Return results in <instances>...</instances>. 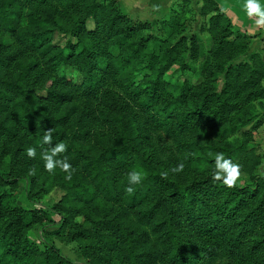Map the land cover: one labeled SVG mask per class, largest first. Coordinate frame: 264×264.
<instances>
[{"label":"rangeland","instance_id":"1","mask_svg":"<svg viewBox=\"0 0 264 264\" xmlns=\"http://www.w3.org/2000/svg\"><path fill=\"white\" fill-rule=\"evenodd\" d=\"M45 131L65 144L56 158L71 179L44 169ZM217 153L241 166L246 202L230 228L243 264H264L263 35L209 0H0V171L23 177L0 179V253L179 264L174 253L192 245L206 250L189 264H229L221 243L195 233L194 216L225 200ZM161 180L195 181L199 204L178 218Z\"/></svg>","mask_w":264,"mask_h":264},{"label":"trees","instance_id":"2","mask_svg":"<svg viewBox=\"0 0 264 264\" xmlns=\"http://www.w3.org/2000/svg\"><path fill=\"white\" fill-rule=\"evenodd\" d=\"M209 1H211V3L215 7H217L218 10L222 11L215 0ZM127 131L128 138L131 139V130L127 129ZM77 150L78 149L76 147H71L70 149H67V154L71 155L74 151ZM22 178L23 177L15 176L8 172L0 171V179L6 181L9 184H18L22 181ZM161 183L164 187H168L165 192L168 195L171 193V195L173 196L171 201V212H173L172 214H175L178 218L180 216V212H182L183 209H191L194 204H199L197 197L200 196L198 194V191L195 189V181L189 183L190 185H188L187 187H184V185H182V183L180 182L171 180H161ZM222 190L224 191L223 193H225V200L223 202H215V200L213 199L212 203L207 204L206 214H204L203 216H194L195 220L197 221L195 224V233L197 235L198 241L202 239L214 243H221V245L224 246L225 250H227L229 256V264H243L245 254L240 247V244L233 240L236 231L234 230V228L230 227L232 226V224L238 225L236 220V213L241 210V207L246 202V198L243 197L245 192L234 186L232 188H228L224 186L223 183ZM207 196L210 195L208 194ZM49 210V214H51L52 212H56L58 214L60 213L54 207L49 208ZM173 221H178V219H175L174 216L171 217V229H173ZM176 245L177 243L175 244L172 252L175 248L178 247ZM204 250L206 249L203 247L194 248L191 245L190 254L184 253L180 248V251H176L174 253V258L175 261H178L179 264L193 263L197 261V256H201L203 254ZM27 255L28 254L26 251H18L15 256L14 254L12 256L8 255L7 253H0V264H26V260L23 259Z\"/></svg>","mask_w":264,"mask_h":264},{"label":"clouds","instance_id":"3","mask_svg":"<svg viewBox=\"0 0 264 264\" xmlns=\"http://www.w3.org/2000/svg\"><path fill=\"white\" fill-rule=\"evenodd\" d=\"M246 14L249 17L255 16L257 25H264V0H245L242 5ZM43 145H49V148H44ZM66 150L64 143L52 144L51 131H45L42 143L40 159H42L44 169L50 174H54V170L59 168L67 173V179H71L70 164L61 159H57L58 154L63 153ZM26 155L28 158H35L37 156V150L34 147L26 149ZM215 167L212 172V178L216 181H222L223 185L232 188L235 186L240 178L241 166L238 163H234L230 158H225L223 153H217L215 155ZM184 164L179 163L170 171L172 173H178L183 171ZM168 173H165L167 175ZM144 178L143 170H132L127 173V180L129 185H138ZM127 191H133L131 186L127 187Z\"/></svg>","mask_w":264,"mask_h":264},{"label":"crops","instance_id":"4","mask_svg":"<svg viewBox=\"0 0 264 264\" xmlns=\"http://www.w3.org/2000/svg\"><path fill=\"white\" fill-rule=\"evenodd\" d=\"M219 8L228 15L233 23L243 31L251 35H263L264 36V25H257V17H249L242 5L245 0H215Z\"/></svg>","mask_w":264,"mask_h":264}]
</instances>
